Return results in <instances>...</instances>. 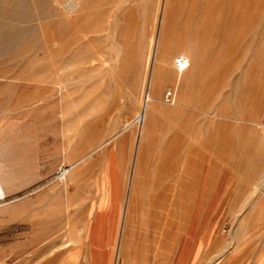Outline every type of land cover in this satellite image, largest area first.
Listing matches in <instances>:
<instances>
[{
	"label": "rangeland",
	"instance_id": "rangeland-1",
	"mask_svg": "<svg viewBox=\"0 0 264 264\" xmlns=\"http://www.w3.org/2000/svg\"><path fill=\"white\" fill-rule=\"evenodd\" d=\"M65 1L22 0L10 9L13 3H0L27 15L0 16V22L25 32L0 59V190L5 194L0 196V264L81 259L113 264L141 122L80 164L82 177L69 190L57 177L63 165L136 117L133 99L111 112L124 100L112 76L130 84L139 101L146 98L139 85L151 61L161 1L82 0V20L74 23ZM172 5L159 50L168 78L160 96L163 110L140 145L144 174L137 191L143 193L165 164H173L168 179L177 186L188 157L195 164L199 198L194 210L179 211V233L170 231L168 237L163 229L154 231L151 259L139 241L146 227L140 211L127 263L264 264V0H172ZM202 31L210 36L216 70L212 84L193 82L192 103L210 99L207 109L216 116L192 110L185 124L167 94L182 56L198 51Z\"/></svg>",
	"mask_w": 264,
	"mask_h": 264
},
{
	"label": "bare ground",
	"instance_id": "bare-ground-1",
	"mask_svg": "<svg viewBox=\"0 0 264 264\" xmlns=\"http://www.w3.org/2000/svg\"><path fill=\"white\" fill-rule=\"evenodd\" d=\"M7 1L13 3V4H11V6L8 9L13 7L12 5L17 7L18 4H20L22 2V0L21 1H19V0H7ZM54 1L56 3H58V4L61 3L60 2L61 0H54ZM160 1H161L160 13H159V16H156V19L158 21V27H157L158 29H157L156 35L154 37L152 36V43L151 44H153V47H152L151 61H150L149 67L147 66L148 67L147 74L145 73V77L142 79V81H141V83L139 85V90L141 89L139 91V93L141 91H144V93L146 95V98H144L143 100L139 101V99H138L139 97L138 98L134 97L136 95V93H135V90L133 91L130 88L131 87L130 84L128 85V83H126L124 80H122L123 78L120 79V77L114 76V74H113V76L111 75L112 77H114L113 81H115V83L117 82L119 84V89L123 91V95H121L119 97L124 99L122 102H121V99H120V101H119L120 103H118L117 105H115V104H114L115 106L112 105L111 112L116 114L119 111L118 109H120V107H123L126 103L129 102V100L133 99L132 107L135 110L136 117L128 125H126L121 131H119L115 136H113L109 140L104 141L103 143H101L97 147L93 148V150H91L88 154L82 156L81 158H79V159H77L75 161H71L68 164L63 165L60 168V171H59V174H58V177H57L58 180H60L62 183H64L65 189L69 190L72 187V184H73L72 181L75 180V179L78 180V179H80L82 177V174H81L82 169L79 168L80 164L84 163L92 155H94L98 151L102 150L114 138L121 136L122 133H125L127 130H130L136 123L141 122V131H140V135L138 137L137 143H136L135 156H134V159H133V163H132V167H131V170H130V174L128 173L129 174V177H128L129 181H128V184H127L125 199H124L123 208H122V214H121V219H120V230H119V234H118V237H117L115 245H114L115 246V248H114L115 249V253H114L113 264H121L123 257H124L123 264H128L127 263V258H126V253H125L124 247H123V242H124V236H125V233H126V230H127L128 222H129V219H128L129 218V212L131 213L132 210H133L135 197H136V189H137V186L141 182L140 181V176H141V174L143 172L142 171V166H141V164H139L140 163V159H139L140 145H141L142 141L145 140V138H147L149 136V134H150L149 132H150V126L152 124V118H154L156 114L162 112V110H163L162 109V105H161L160 96H161V92L164 89V87L167 86L166 85L167 84L166 83L167 75L165 74V72L163 71V69L161 68L160 63H159V56H160L159 50L161 48L162 40L165 39L166 35L168 34L170 20H171V18L173 16L174 12H173L172 0H160ZM18 2H20V3H18ZM0 3L2 4V0H0ZM65 3H66L65 4L66 5L65 8L67 10V14L69 16H72L71 18H69L71 20V22L74 23L76 21L82 20L81 19L82 18V14H83L82 12H84V10L82 11V9H81L82 8V0H66ZM5 5L7 6V4H5ZM6 6H4V7H6ZM8 6H9V4H8ZM262 6H263V3H262ZM6 8H2L1 5H0V16L5 18V19L6 18H10V17H16L15 19L18 20V19H21V18L24 19L27 16L25 14L18 13L16 11V9H14V8H13V11H11L12 10L11 9L10 12L8 10H6ZM56 8H57V6H56ZM22 9H21V11H22ZM17 10L19 11L20 9L17 8ZM174 11H175V9H174ZM229 11H231V10H229ZM60 12L61 11L59 10V13ZM263 19H264V17H263ZM24 33L25 32L22 29L17 28L14 25L6 24L3 21L0 22V59L5 58L7 55H9L16 48L17 42L19 43V41H22L21 39H22V37H23L22 35ZM205 33H206L205 31H202V33H200V40H199V43L197 45V48H198L197 52H195V53H185L184 56L180 55V56H182V58H181V61L179 62V66H178V68H179L178 69V79L176 81L173 80L171 82V84H170V87H171L170 91L171 92L169 94H167V99H169L171 97V95L173 96L172 100H174V106H175V108H174L175 111L174 112H177L178 114H180L181 117L183 116L182 118L184 119V123L185 124H187V122L189 121V117L190 116L192 117V114H191V113H193L192 110L200 112V113L203 112V113H206V114H210V115L216 116V114H214V112H210L207 109V107L210 105V103H209L210 99L207 100L205 103H202V104L201 103L200 104L192 103V101H193L192 97H193L194 91H195V90H192V87H195L196 83H197L196 82L195 86H194L193 82L200 81L203 85H204V83L206 81L209 82L210 84H212L214 82V73H215V70H216L215 69V61H216L215 59L216 58L214 57L215 59H213L212 56H211V49H210L211 47H209L210 45H209V43H207L208 42L207 40L210 38V36L208 38ZM259 34H261V33H259ZM61 42H63V41L61 40ZM58 44H60V42L57 43V45ZM61 46H63V45H61ZM56 52L58 53V51H56ZM52 55H53V53H52ZM70 55L72 56L73 54H70ZM19 56H21V55H19ZM19 56H17V57H19ZM60 56H62V55H60ZM71 56H68V57L70 58ZM24 57H22V58H24ZM22 58H21V60H22ZM69 58H67V59H69ZM62 59H64V58H62ZM67 59H65L66 61L65 60H63V61L64 62H68ZM56 61L57 60L54 61L55 64H56ZM28 62H30V61H28ZM31 64H32V62H31ZM60 64H61V62H60ZM34 71L36 72L37 69L34 70ZM32 72L30 74H32ZM12 74H14V73H12ZM9 77H12V76H9ZM167 81H168V78H167ZM169 81H171V80H169ZM35 82H37L36 79H35ZM10 85H12V84H10ZM202 87L203 86H201V88ZM116 89H118V87L115 88V90ZM204 93L205 92L203 90H201V91H199L198 95H200V97H201V96H203ZM114 99H117V97L114 98ZM204 100H206V99H204ZM258 100H260V98ZM35 104H36V102H35ZM256 106H257V103H256ZM174 137L176 138V136H174ZM188 149H189V147H188ZM171 158H172V156H171ZM184 160H185V158H184ZM165 165H166L167 168L165 170H162V174H165L168 171H170V172L173 171V164H165ZM194 166H195V164H191V162H189V158L187 157L186 161H184V166L182 168L181 175H179V177H180V180L178 181L179 184L176 182L177 186L176 185L174 186V189H175L174 197H175L176 204H177V209H178L177 218H179V205H178V201L179 200L181 202V205H182V208H183L184 212L190 211V209L194 210V205L193 204L198 202L197 200L199 198V187H198V182L199 181H198L197 173H196V170H195ZM73 182H75V181H73ZM154 187H156V190L159 191L157 195H153V196L150 195V193H151L150 192V186H147V187L145 186L144 187V191L143 190L142 191H143V194H144V198H146L145 199V207H146L148 216L150 217L153 207H154V210H156L154 214L156 215V218H157L156 220H158V223L155 221V224L157 223L154 226V231H155L156 229H161V227L164 224H166V220L167 219H164V217H162L160 219V216L162 214L164 215V211L166 209L168 210V201H167V199H168V195L170 194V191H169L170 188H169V186L163 185V183L159 182L158 180L155 181ZM162 188H164V189L162 190ZM3 195H5V194H4V192H3L2 188H1L0 196H3ZM2 199H3V197H2ZM52 221L53 220L51 219L50 222H52ZM162 221H164V222H162ZM70 230L72 231L73 229H70ZM71 231H70V233H71ZM156 231H158V230H156ZM62 232H63V230H62ZM78 232H79V230H78ZM70 233H69V235L72 234V233L71 234ZM73 238H76V237H73ZM142 252H144V254H146V251L143 248H142ZM30 258H32V257H30Z\"/></svg>",
	"mask_w": 264,
	"mask_h": 264
},
{
	"label": "crops",
	"instance_id": "crops-1",
	"mask_svg": "<svg viewBox=\"0 0 264 264\" xmlns=\"http://www.w3.org/2000/svg\"><path fill=\"white\" fill-rule=\"evenodd\" d=\"M144 172H142L141 176H140V181L141 178L143 176ZM166 174V175H165ZM165 174H162V170L160 174H157L155 176V178L153 180L150 181L149 184L145 183V186H150V195H157L159 191L156 190V187H154V183L156 180H158L159 182H162L163 185L165 186H169L170 188V194L168 195V218L166 220V224H164L161 229H163L162 232H164V234L168 235V237L170 236V231L171 232H178L179 233V229H180V224H181V217L179 215V218H177L178 215V209H177V204H176V200L174 197V186L176 184H170L169 182H171V180L168 179V175L172 174L170 171L166 172ZM161 184V183H160ZM164 188H162L163 190ZM145 199L144 198V194L143 193H138L137 189H136V197H135V202H134V206H133V210L130 213L129 212V222H128V226H127V230L124 236V242H123V247H124V251L127 255V247L129 244V238L130 235H132L133 231H136L137 229V224H138V219L139 218V213L140 211L143 214V220L145 223V229L142 230L143 234H141V238L139 239V241H143L141 244V248H143L146 251L145 257L150 258L152 256V247H153V242H155V236H154V226L158 223V220H156V215L154 214L156 210H154V207L152 209L151 215L150 217L148 216L146 207H145ZM178 205H179V211L182 210L184 213V210L182 208L181 202L180 200L178 201ZM171 211V212H170ZM163 217V214L160 216V219ZM155 221L157 222L155 224ZM164 222V221H162ZM160 226V225H159ZM157 227V226H156ZM198 233L197 230V226H196V235ZM163 235V234H162ZM140 241V243H141ZM75 264H90L88 261L85 260H80L77 261Z\"/></svg>",
	"mask_w": 264,
	"mask_h": 264
}]
</instances>
